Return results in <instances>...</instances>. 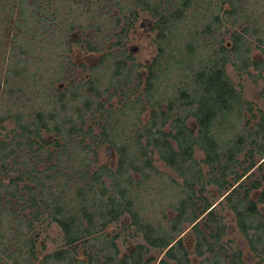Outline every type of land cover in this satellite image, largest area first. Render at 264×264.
<instances>
[{
  "label": "trees",
  "instance_id": "obj_1",
  "mask_svg": "<svg viewBox=\"0 0 264 264\" xmlns=\"http://www.w3.org/2000/svg\"><path fill=\"white\" fill-rule=\"evenodd\" d=\"M5 1L8 8L1 5L0 10L9 13L1 18L0 29L6 22L14 26L9 57L15 56L16 60L7 65L0 82V129L14 125L12 139H0V196L9 192L15 197L14 213L20 209L29 212L14 218L18 226L13 238L14 226H6L3 212L0 214L2 242L6 240L11 246L20 243L13 253H23L28 256L26 264H35L41 254L39 240L26 238L25 233L33 230L36 221L47 217L60 227L64 244L44 254L37 264H152L157 258H146L152 249L163 253L157 264H171L172 260L193 264L192 252L181 236L191 226L193 253L204 257L199 264H247L241 251L230 254L218 250V246L223 247L220 241L228 227L217 210L219 205H226L233 211L251 251L260 257L256 264H264V218L259 209V203L264 204V174L262 179L257 177L246 185L249 171L264 158V109L253 112L252 102L243 98L227 70L231 65L251 76L263 74L264 58H251V40L256 38L264 54V0H221V5L218 0H203L207 20H201V28L196 25V33L200 39L210 40L206 46L212 51L199 65L188 62L185 67L190 70L193 84L188 82L168 99L161 93L160 79L165 76L162 64L169 61L165 57L167 48L174 50L173 46L180 44L176 37L183 33L177 30L197 0ZM142 11L154 18L159 50L147 65L146 75L139 70L134 55L126 54L125 47L104 52L107 47L124 45V37ZM243 22L246 25L238 27ZM224 28L229 31V46L223 44ZM3 29L10 32L11 26ZM90 29H94L93 39L79 36L80 31ZM0 41L3 63L7 48L1 49V45L7 43L6 36H0ZM76 43L101 53L100 60L90 67L82 64L89 70V77L79 82L69 78L65 84ZM216 43H220L221 54L214 48ZM187 49L196 50L193 42L187 44ZM43 52L48 55L45 57ZM184 59L176 62L183 65ZM250 66L257 74L250 72ZM141 86L143 92L134 95ZM120 94L125 98L120 100L123 106L114 109L111 101ZM26 100L31 104L27 105ZM149 105V119L134 131L130 128L136 125L134 114L141 122L139 116ZM245 108L257 119L253 127L248 126L250 119L243 126ZM97 112L105 119L99 134L93 126L85 128L88 114ZM191 118L197 129L189 126ZM105 142L119 155L114 169L107 164L94 168L99 161L96 144ZM197 149L204 151L202 160L196 158ZM242 153L243 160L238 158ZM156 156L183 182L174 181L176 187L165 183ZM200 161L209 166L210 176ZM45 162L47 165L41 169L39 165ZM12 171L17 174L5 183L3 177ZM26 177L31 183H23ZM157 178L161 187L165 184L160 193L166 194L168 201L149 215L146 207L138 206V192L143 183L154 188ZM207 184L216 185L224 195L216 205L204 194ZM261 188L259 197L252 198V191ZM166 205L176 210L174 217H168ZM125 215L130 216L133 232L144 243L120 255V233L110 235L106 230ZM81 248L85 260L78 258ZM208 253L211 258L206 256ZM15 263L20 264L17 260Z\"/></svg>",
  "mask_w": 264,
  "mask_h": 264
},
{
  "label": "rangeland",
  "instance_id": "obj_2",
  "mask_svg": "<svg viewBox=\"0 0 264 264\" xmlns=\"http://www.w3.org/2000/svg\"><path fill=\"white\" fill-rule=\"evenodd\" d=\"M218 4L221 5V0H218ZM1 5H6L8 8L6 1L3 0L2 3H0V8ZM206 3L203 0H197L194 2L193 5L189 7L187 10V16L186 20L183 21L181 26L178 28L177 31H182V36L176 37V42L180 43L179 45L173 46V48H167V53L165 55L166 58H168L169 61H166L162 64V68L164 70L165 76L161 77V93L168 99L169 95H175L177 93L178 89L180 87L185 86L188 82L193 84V82L190 79V70L187 69L185 66H187L188 62L193 65H199L202 62L207 61V54L211 53L212 50H209L210 47L206 46L208 42L206 40V37H198L199 34L197 35L196 33V25L200 26L201 28V20H207L206 19V13L203 11V7H206ZM226 7V6H225ZM106 11L109 9L108 6H105ZM224 8V7H223ZM264 8V7H263ZM9 11L5 10L3 11L2 9L0 10V20L3 17L4 14H8ZM246 25L245 22H243L241 25H238V27H244ZM10 28V32H5L4 27ZM154 26V18L150 16L148 12L142 11L139 19L135 21V24L133 27L130 28V30L127 32L126 37L123 39V46L119 47H107L105 48L104 52H115L116 49H124L126 54L132 53L135 57L134 60L137 64H139V70L143 72L144 75L147 74V65H149L153 59L158 55V45L155 41V36L156 32L153 29ZM13 25H10V23H5L3 27L0 29V36H6L7 38V43L1 45L2 48H7V53H6V60L5 62L2 63L0 60V82L3 81L5 75H6V70H7V65H13L15 62L16 58L15 56H10L12 54V50L9 48L11 46V43L13 42V35L15 34L13 31ZM226 27H230V25H226ZM227 28L223 29L226 32V35H224L225 39L223 44L227 45L229 44V31H227ZM232 28H230L231 30ZM94 29H90L88 31H80L81 34L79 36L83 37H89L92 38L91 35L93 33ZM47 35V34H46ZM45 35V36H46ZM197 35V37H195ZM180 38V39H179ZM114 41L117 40L115 37L113 39ZM174 40V39H173ZM206 41V42H205ZM218 41V40H217ZM1 42V41H0ZM172 41H170L171 43ZM193 42L195 45L196 50L191 51L187 49V44ZM205 42V43H204ZM252 44V52H251V58L256 59V60H261L264 58V54L261 50L260 47H258V42L256 38H252L251 40ZM172 45L174 43L172 42ZM109 46V44L107 45ZM229 46V45H227ZM216 52L218 54H221L220 50V43H216L214 46ZM130 52V53H129ZM46 55H48V52H43ZM172 53V56H171ZM119 56L123 57V54L120 52H117ZM100 55L101 53L89 51L83 44L81 43H76L73 44V49L72 53L70 54V62L68 63V68L66 70V76L68 77L67 81L65 80L64 83L66 84L70 79L74 82H79L81 78H87L89 77V70L85 69L82 64H85V66L90 67L96 63L99 62L100 60ZM185 57V59L183 58ZM233 59H235V56L232 55ZM178 59H184L183 65L178 64L176 61ZM170 62V63H167ZM229 75L232 77L233 82L237 86L238 89L242 91L243 98L245 100H248L252 102L253 105V112L258 113L259 109H264V72L261 76H251L247 74L246 72L239 71L235 67L228 65L227 67ZM249 70L252 74H257L258 71L254 69L253 66L249 67ZM70 78V79H69ZM52 79V78H50ZM48 80V79H47ZM133 84H135L136 79L133 80ZM55 90L52 89V92ZM143 92V86L139 87L137 89V92H135L134 95L138 96L140 93ZM3 97V90L0 87V102ZM23 98V97H22ZM105 98V97H104ZM125 100L124 96L122 94L115 95L113 97V100L111 101L113 104L114 109L120 108L123 106L122 101ZM27 105L31 104L30 101L26 100ZM144 103V102H143ZM142 104V103H141ZM139 104V106H141ZM166 100L162 101V106L163 108H166ZM150 111H151V106H147V110L145 111L144 114L140 115L139 118H141V122L138 120V114H134V122H136V125L131 126L134 131L137 130L138 128L141 127V124H145L147 120L150 117ZM245 113V119L243 120V126H245V122H247L249 119L251 120L250 123L248 124L249 127L254 125L255 121L257 119L253 118L251 116L250 110L245 108L244 110ZM136 115V116H135ZM126 119V117H124ZM105 123V119L101 117L100 112H97L96 114L89 115L86 120L85 128H89L90 126H93L94 132L96 134H99L102 131V126L101 124ZM189 126L193 127L194 129H197L198 125L195 121V119L191 118L188 121ZM253 127V126H252ZM14 128V125L8 124L7 128L5 129H0V139H7L11 140L12 137L14 136V132L12 129ZM47 138L53 139L54 136H46ZM96 148L99 152V161L95 166H99L101 164H107L111 166L113 169L116 168L119 155L116 152L114 148L110 146L108 142L105 143H97ZM205 157L204 151L197 149L196 150V158L198 160H202ZM259 157V156H258ZM241 160H243L245 157L242 154L238 156ZM264 160V158L260 159L257 166L254 167L251 171H249L248 174H250L248 181H246V185L249 186L250 182L257 177L262 179V176L264 174V163L261 165V168L258 167V165ZM201 165L203 166L204 172L206 175L209 174V166L203 163L202 161ZM47 165V162L42 163L39 165V167L42 169ZM156 165L157 167L165 173V177L163 178L165 183H170L171 186L176 187L175 182L182 183L183 179L180 175L176 173L175 170L172 168L166 166L164 162H162L157 156H156ZM17 172H10L8 175L4 176L5 183H8L10 178L12 176H15ZM247 174V175H248ZM160 176H158L159 178ZM246 177V176H245ZM244 177V178H245ZM26 179L23 181L24 184L31 183L30 180ZM137 178H140L137 176ZM158 178L156 179L154 183V188L147 187V183H143L138 192V206L140 205L141 208L146 207V213L151 215L153 214L154 211H156L161 204L165 203L168 201V197L162 196L161 195V190L165 187H161V185L158 182ZM107 183H111V179L105 178ZM263 186H264V181H263ZM263 188L259 190H253L251 193V197L254 199H257L259 197V192ZM241 194L244 193V188H241L239 190ZM170 192H172V189L170 188ZM168 193V192H167ZM205 195L209 196L212 201H214V205L217 204L220 200L224 198V195L221 196L218 188L214 184H207L206 185V191L204 192ZM157 199L156 202H154V199ZM225 202V200H224ZM14 203H15V197H13L12 194L9 192H5L1 194L0 196V214L3 212V215H1V218L3 219V223L8 226L12 225L14 228L12 229L11 233V238H13V235L16 231V227L18 226L17 221L14 219L18 216H23L24 214H28L29 210H19L18 213H14L15 211L14 208ZM259 209L261 216L264 218V204L259 203ZM165 212L168 214L169 218H172L176 215V210H173L170 206L166 205L164 206ZM218 213L224 215L225 219V224L227 225L228 228L225 229L220 243H222L223 247L218 246V250H220L221 253L229 252L230 254L232 251H241L242 252V257L244 261L247 264H256L258 261H260V257L255 256L253 252L251 251L249 247V243L246 240L242 230L239 228L237 225V221L235 218V215L233 211L228 208V206L220 207L218 206ZM11 214V215H9ZM9 215V216H8ZM5 216H8L5 218ZM167 219V218H166ZM51 219L44 217V219L36 221L34 228L32 231L29 233H25V237H37L39 240V250H41V254L39 255V260L35 262L37 264L40 262L44 254L50 253L55 251L57 248L61 247L64 244L63 240V232L61 231L60 227L55 224L54 222H50ZM25 227V226H24ZM8 229V227L6 228ZM135 230L134 225L131 223V218L129 215L123 216L118 222H114L110 224L107 227V232L110 235H114L117 233H120L119 237L117 238V243L120 248V255L128 254L131 252V250L134 249L136 244L138 243H144L143 239L141 236L136 235L133 231ZM206 232H209V230H206ZM9 233V229L7 234ZM181 236H184L185 242L189 248V250L192 252L191 258H192V263L193 264H199L200 261L204 260V257H198L193 253L194 246H195V241H194V233L191 231V226L187 227L184 232L181 234ZM24 237V238H25ZM23 239V238H22ZM25 243V242H24ZM16 246H20V243L16 244ZM15 245L11 246L8 241L4 240L2 242L0 238V264H17L15 263V260H17L20 264H26V259L28 256L22 255L23 253H17L14 254L13 251L16 247ZM45 246V247H43ZM78 258L80 260H85L87 256L83 253V248L79 250ZM155 256L157 260L154 261L152 264H157L158 261L163 257V253L159 252L155 249H152L149 253L146 254V258L148 256ZM206 256L212 257L211 253H208ZM31 260V258H30ZM205 263H209L206 261ZM171 264H176L175 261H171Z\"/></svg>",
  "mask_w": 264,
  "mask_h": 264
}]
</instances>
